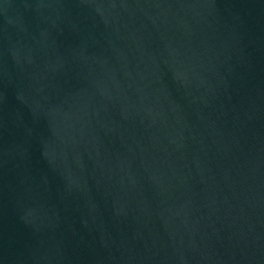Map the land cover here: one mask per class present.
Masks as SVG:
<instances>
[{
    "label": "water",
    "instance_id": "95a60500",
    "mask_svg": "<svg viewBox=\"0 0 264 264\" xmlns=\"http://www.w3.org/2000/svg\"><path fill=\"white\" fill-rule=\"evenodd\" d=\"M0 264H264V0H0Z\"/></svg>",
    "mask_w": 264,
    "mask_h": 264
}]
</instances>
